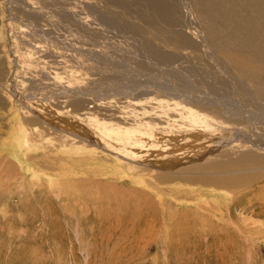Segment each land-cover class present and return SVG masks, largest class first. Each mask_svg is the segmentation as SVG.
<instances>
[{
  "label": "rangeland",
  "instance_id": "obj_1",
  "mask_svg": "<svg viewBox=\"0 0 264 264\" xmlns=\"http://www.w3.org/2000/svg\"><path fill=\"white\" fill-rule=\"evenodd\" d=\"M164 1L154 19L142 0H0V264H264V101L192 2ZM96 120L162 133L168 156Z\"/></svg>",
  "mask_w": 264,
  "mask_h": 264
},
{
  "label": "bare ground",
  "instance_id": "obj_2",
  "mask_svg": "<svg viewBox=\"0 0 264 264\" xmlns=\"http://www.w3.org/2000/svg\"><path fill=\"white\" fill-rule=\"evenodd\" d=\"M134 1L136 5H138L139 2H141V0H134ZM142 1H144L143 4L145 6L149 7L156 13V17L154 19L156 18L160 19L161 17H164L165 12L169 10V8L172 6V5L168 6V3H166L164 0H142ZM189 1L192 2L191 3L192 7L198 19L200 20L198 22L201 24L200 29H201V34H203L202 41L204 43V46L210 48L211 53L213 55L221 56L222 58L227 60L230 66L229 72L235 78H237L236 81H238V83L235 81L237 83V85L235 84L237 87L243 86L247 88L248 83L254 84L255 87H253V89L255 88V92L257 93L254 92L252 95L255 96V94H257L262 99V101H264V0H189ZM141 17L147 19L148 21L152 20L149 19L144 14H141ZM176 34H177L176 44L181 46L182 45L186 46V44L189 42L188 40L189 36L187 38L186 36H183L184 34L183 35H181L180 33H176ZM189 44L191 43L189 42ZM192 48L198 49V43L197 44L192 43ZM14 60L16 62L17 59L15 58ZM205 100L211 102V100L209 99L202 98L201 102L202 105L205 106V108L204 109L201 108V109L203 111H208L214 114L215 116L218 117L221 116V111L223 110L220 111L219 108H217V106L208 103ZM25 106L27 107V105ZM223 106H225V104ZM28 108L30 110V107ZM42 108H45V105L42 104ZM228 109L229 108H225V111L231 112ZM32 113L39 120L41 121L43 120L36 113L34 112ZM191 114L194 118L198 119L199 115L197 112L191 111ZM231 115H234V113ZM244 115L245 114H243V116ZM237 118H239V116ZM15 119H18L17 112L15 113ZM93 125H95V127L98 126L99 132L104 133V135L107 137L106 138L107 144H109V142L119 143L121 141V144L125 150L128 145H133V147L129 149V152L132 154H142L146 156V158L157 155L156 158L160 157L161 159H163L164 155H167V153L165 154L164 152L165 150L163 148L164 145L160 141H158V139H161V137H163L162 133L157 134L156 131L153 130L150 131L147 128L143 130L142 128H137V127L136 129H127L126 127L121 129L120 126L106 125L105 122L98 120H96V122H94ZM139 125L140 124H138V126ZM188 127L190 128V126ZM110 137H114L115 140L112 141ZM127 139H129L128 142H126ZM18 145H20V142L17 143V146ZM173 154L175 153L172 152L171 155ZM178 155L180 157L181 154L176 152V156ZM115 157L121 158V154H117ZM255 157L254 156L252 157V155L249 153H245V155L241 156L239 160H235L233 162H228L225 164L221 162L211 163V165L213 166L209 165V167L228 168V167H234V165H236V167L245 166V165L247 166L248 163L251 164V162L254 163L256 161ZM166 162L168 164L169 160H167ZM231 180L234 181V179L231 178L229 179L228 182H231ZM209 181L215 183L216 185L218 184V181H216L215 179L206 178V182L208 183Z\"/></svg>",
  "mask_w": 264,
  "mask_h": 264
}]
</instances>
